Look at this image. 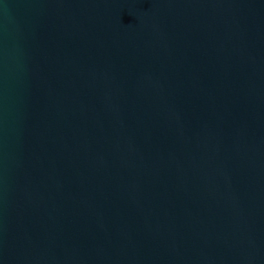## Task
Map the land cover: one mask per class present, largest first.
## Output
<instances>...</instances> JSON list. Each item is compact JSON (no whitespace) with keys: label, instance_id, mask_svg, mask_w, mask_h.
Instances as JSON below:
<instances>
[{"label":"water","instance_id":"1","mask_svg":"<svg viewBox=\"0 0 264 264\" xmlns=\"http://www.w3.org/2000/svg\"><path fill=\"white\" fill-rule=\"evenodd\" d=\"M0 264H264V0H0Z\"/></svg>","mask_w":264,"mask_h":264}]
</instances>
